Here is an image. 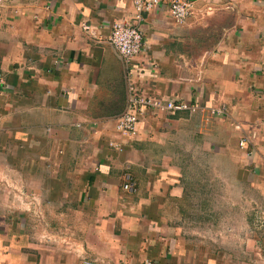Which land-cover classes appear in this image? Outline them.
<instances>
[{"label":"crops","instance_id":"crops-1","mask_svg":"<svg viewBox=\"0 0 264 264\" xmlns=\"http://www.w3.org/2000/svg\"><path fill=\"white\" fill-rule=\"evenodd\" d=\"M192 1L177 24L167 5L137 21L131 0H0V264H216L221 254L182 253L189 239L159 217L188 166L209 181L222 158L250 199L244 211L262 182L264 212V179L246 172L264 158V0ZM116 20L142 33L128 66L108 40ZM130 87L198 108L149 109L122 135L114 124ZM125 171L135 192L121 187ZM260 229V253L223 264H264Z\"/></svg>","mask_w":264,"mask_h":264},{"label":"rangeland","instance_id":"rangeland-1","mask_svg":"<svg viewBox=\"0 0 264 264\" xmlns=\"http://www.w3.org/2000/svg\"><path fill=\"white\" fill-rule=\"evenodd\" d=\"M258 137L261 136L259 135L255 139L257 153L260 147ZM50 153L49 156L54 155L52 152ZM257 157L260 161L257 159L252 166L247 163L246 172L250 174L251 178L262 177L264 179V158L261 161V155L257 154ZM205 158L210 157L206 155ZM221 161V174H218V171H216V175L205 173L206 176L211 177L209 181L201 180L200 173H195V169L188 166L186 174H182L185 179L178 180L183 187L182 195L170 196L167 200V212L159 217V220H167L168 223H172V227L177 228L176 236L189 239L190 245L182 246L184 247L182 253L198 251L208 254L211 258L221 254L218 255L220 258L216 264L225 263L224 260L222 261L223 254L231 252H235L238 257L243 258V254L248 252L250 247L254 254L260 253L262 248L260 226L264 224V212L258 209L261 205V198L255 195V189L259 188L262 182H253L252 186L255 189L252 196V209L244 211V204L250 199H245L243 183L238 187L237 182L233 178H229L233 167L228 165L227 159L222 158ZM243 162L245 163L246 159ZM237 168L241 171V166L238 165ZM196 175L199 176V179H194ZM239 194L242 195L239 196ZM48 214H52V219H54L52 220V230L55 231L56 213H43L45 216ZM150 217L152 218V216ZM39 231L41 230L38 229L37 232ZM195 262L200 264L201 261H194V264ZM207 263L208 260L205 264ZM255 263L261 264L260 261ZM159 264H183V261H165L162 258Z\"/></svg>","mask_w":264,"mask_h":264},{"label":"built area","instance_id":"built-area-1","mask_svg":"<svg viewBox=\"0 0 264 264\" xmlns=\"http://www.w3.org/2000/svg\"><path fill=\"white\" fill-rule=\"evenodd\" d=\"M136 11V20L141 18V13L146 10L167 5L170 14L177 24H183L193 11L194 3L192 0H131ZM84 30H88L87 25H83ZM110 44L118 53L123 63L128 66L133 58L138 54L142 46V33L137 26L132 25L124 20H116L111 26V31L108 38ZM4 85V79L0 74V90ZM129 88V93L126 97V106L123 112L115 118V131L122 135H132L136 132V124L139 118L145 111L165 110L169 114H174L177 111L187 110L195 111L198 106L191 105L182 101L168 100L164 101L158 98L137 94ZM210 112L220 113L219 109H211ZM239 146L249 150L252 146V136L243 135L239 139ZM121 187L126 192H135V184L129 172H124L122 175ZM83 264H89L84 261ZM141 264H152L151 260L145 259Z\"/></svg>","mask_w":264,"mask_h":264},{"label":"trees","instance_id":"trees-1","mask_svg":"<svg viewBox=\"0 0 264 264\" xmlns=\"http://www.w3.org/2000/svg\"><path fill=\"white\" fill-rule=\"evenodd\" d=\"M125 172H129V171H125ZM131 176H132V175H131ZM132 179H133V181H134V184H135V191H136V182H135L133 176H132Z\"/></svg>","mask_w":264,"mask_h":264}]
</instances>
